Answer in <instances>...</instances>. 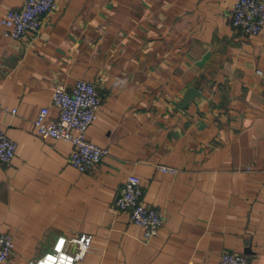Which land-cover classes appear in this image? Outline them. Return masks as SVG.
Segmentation results:
<instances>
[{"label":"crops","instance_id":"crops-1","mask_svg":"<svg viewBox=\"0 0 264 264\" xmlns=\"http://www.w3.org/2000/svg\"><path fill=\"white\" fill-rule=\"evenodd\" d=\"M23 2L0 0V17ZM232 5L57 0L38 31H0V129L16 143L0 162V233L13 240L0 264L80 233L92 241L75 264H218L224 252L264 264V31L234 28ZM78 79L102 99L86 137L108 148L85 172L69 164V142L33 126L41 107L57 117L54 87ZM128 174L163 216L149 241L112 207Z\"/></svg>","mask_w":264,"mask_h":264},{"label":"built area","instance_id":"built-area-1","mask_svg":"<svg viewBox=\"0 0 264 264\" xmlns=\"http://www.w3.org/2000/svg\"><path fill=\"white\" fill-rule=\"evenodd\" d=\"M57 0H24L21 8L9 9L0 17L1 33L11 39H20L28 32L39 30L43 17L56 7ZM231 25L244 35H258L264 31L263 0H233L229 12ZM101 95L94 82L78 79L70 88L56 85L51 95V105L57 110V117L48 118V107H41L33 126L41 138L64 140L72 145L69 164L79 172H85L100 163L108 154V148L89 141L86 132L96 119ZM1 111H8L0 105ZM14 113L15 110L11 109ZM16 143L0 129V162L9 163L14 156ZM157 171L174 173L175 168L157 165ZM140 180L135 174H128L122 181L113 201L117 212H128L130 221L141 228L143 237L149 241L163 222L161 211L145 205L142 200ZM92 235L80 233L77 236H59L51 251L44 252L38 259L26 264H75L90 248ZM71 247V248H69ZM13 240L10 234L0 233V263L10 257ZM218 264H249L246 256L224 252Z\"/></svg>","mask_w":264,"mask_h":264},{"label":"water","instance_id":"water-1","mask_svg":"<svg viewBox=\"0 0 264 264\" xmlns=\"http://www.w3.org/2000/svg\"><path fill=\"white\" fill-rule=\"evenodd\" d=\"M193 92H194V91H193L192 89H190V90H188V91L186 92L185 96H184L183 99H182L183 104H185V103L189 100V98L192 97V94H191V93H193Z\"/></svg>","mask_w":264,"mask_h":264},{"label":"rangeland","instance_id":"rangeland-1","mask_svg":"<svg viewBox=\"0 0 264 264\" xmlns=\"http://www.w3.org/2000/svg\"><path fill=\"white\" fill-rule=\"evenodd\" d=\"M46 251H51V246L49 247V248H47V249H45L44 251H42L41 253H40V255H42L44 252H46ZM39 255V256H40ZM33 261H34V259H33Z\"/></svg>","mask_w":264,"mask_h":264}]
</instances>
